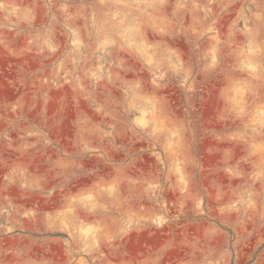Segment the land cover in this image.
<instances>
[{
    "label": "rangeland",
    "instance_id": "obj_1",
    "mask_svg": "<svg viewBox=\"0 0 264 264\" xmlns=\"http://www.w3.org/2000/svg\"><path fill=\"white\" fill-rule=\"evenodd\" d=\"M0 264H264V0H0Z\"/></svg>",
    "mask_w": 264,
    "mask_h": 264
}]
</instances>
